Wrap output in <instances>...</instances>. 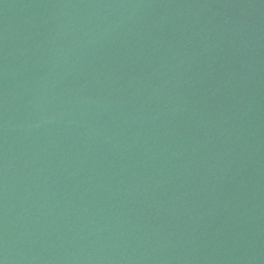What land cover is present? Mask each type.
Instances as JSON below:
<instances>
[{"label":"water","instance_id":"95a60500","mask_svg":"<svg viewBox=\"0 0 264 264\" xmlns=\"http://www.w3.org/2000/svg\"><path fill=\"white\" fill-rule=\"evenodd\" d=\"M0 264H264V0H0Z\"/></svg>","mask_w":264,"mask_h":264}]
</instances>
